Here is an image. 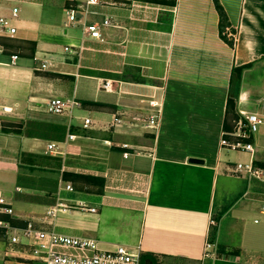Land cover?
Returning a JSON list of instances; mask_svg holds the SVG:
<instances>
[{"label":"crops","instance_id":"obj_1","mask_svg":"<svg viewBox=\"0 0 264 264\" xmlns=\"http://www.w3.org/2000/svg\"><path fill=\"white\" fill-rule=\"evenodd\" d=\"M85 2L0 0L1 16L18 9L14 37L0 35V198L13 209L0 218L159 261L200 264L210 242L214 264H264V180L231 174L249 154L219 143L242 114L264 119V0H218L233 46L213 0ZM70 7L79 22L65 26ZM105 17L102 41L83 35ZM54 98L76 105L49 114ZM152 103L157 129L111 126ZM262 127L251 141L264 170Z\"/></svg>","mask_w":264,"mask_h":264},{"label":"built area","instance_id":"obj_2","mask_svg":"<svg viewBox=\"0 0 264 264\" xmlns=\"http://www.w3.org/2000/svg\"><path fill=\"white\" fill-rule=\"evenodd\" d=\"M86 5H95L97 0H86ZM78 8L70 7L66 10L65 26L74 25L79 22ZM18 9L11 10V18L8 19L0 15V35L13 38L16 29L11 25V21L17 17ZM111 24L109 18L105 17L100 23H91L83 28V35L102 41L100 27H106ZM227 37L234 40V35L228 33ZM68 51V48H65ZM12 62L17 60L16 56L11 57ZM46 66L42 65V69ZM110 83L105 82L103 88L109 90ZM74 102H64L60 99H52L47 103V112L53 115H61L69 111ZM153 111L148 116H132L125 122L124 114H117L113 117L111 126L122 124L142 123L144 129L155 130L159 123L160 107L158 103H152ZM243 119L237 120L233 128L224 132L220 139V146L229 150L242 151L249 154L247 162H235L230 168V173L238 176H245L248 179L256 178L264 180V170L254 165L253 154L255 152L251 137L264 126V119L254 115L242 114ZM90 124L89 119L84 120V126ZM126 146V145H124ZM54 144H49L48 148L52 149ZM127 156V153H124ZM66 189L72 190L70 184ZM77 207L95 212L96 208L88 207L85 204H77ZM64 204L57 207L60 210L65 208ZM0 212L12 215L13 209L2 198H0ZM264 213V207L260 211ZM55 210L48 211V214L54 215ZM257 222V220H255ZM0 234L11 250L17 246L18 257L30 264H142L141 253L139 248H129L125 245H116L113 249H101L96 239L62 234L53 228L47 229L41 224L28 220L24 226H15L8 220L0 218ZM14 247V248H13ZM218 255L214 246L210 242H205L200 264H214Z\"/></svg>","mask_w":264,"mask_h":264},{"label":"rangeland","instance_id":"obj_3","mask_svg":"<svg viewBox=\"0 0 264 264\" xmlns=\"http://www.w3.org/2000/svg\"><path fill=\"white\" fill-rule=\"evenodd\" d=\"M263 128V127H261ZM259 128L258 131L261 129ZM260 163L259 160L257 161V165L260 167ZM261 164H264L261 162ZM262 167V166H261ZM260 180V179H258ZM5 240H2L1 236H0V264H17V261L19 262L20 259L18 257H16V253L15 252H11V248L10 246L7 245L6 242H4ZM14 248V247H13ZM157 264H196L195 262L192 261H178V260H174V259H162L155 257ZM149 263V262H148Z\"/></svg>","mask_w":264,"mask_h":264},{"label":"trees","instance_id":"obj_4","mask_svg":"<svg viewBox=\"0 0 264 264\" xmlns=\"http://www.w3.org/2000/svg\"><path fill=\"white\" fill-rule=\"evenodd\" d=\"M214 2V6H215V9L218 13V16H219V33H220V36L222 38V40H224L229 46H233V40L232 39H228L227 36H226V33H225V30L226 28H228L229 24H228V20H227V17L224 13V10L223 8L220 6L218 0H213ZM239 69H234V71H238ZM232 101L229 100L228 101V109L232 106ZM262 166H264V164H261ZM149 259V263L148 264H157V261H156V258L153 257L151 254L149 255H141V263L142 264H145V260Z\"/></svg>","mask_w":264,"mask_h":264}]
</instances>
